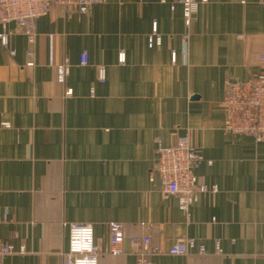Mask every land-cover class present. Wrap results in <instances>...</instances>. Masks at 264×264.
Masks as SVG:
<instances>
[{
	"label": "crops",
	"instance_id": "0c3cea01",
	"mask_svg": "<svg viewBox=\"0 0 264 264\" xmlns=\"http://www.w3.org/2000/svg\"><path fill=\"white\" fill-rule=\"evenodd\" d=\"M171 1L105 0L88 12L54 5L38 18L33 42L8 23L9 44L0 42V240L26 252L0 255V264H63L72 221L94 224L99 264H137L128 240L122 253L111 251V221L164 247L195 238L188 253L157 254L153 264H264V139L226 130L223 103L227 79L260 69L264 0H208L188 26ZM154 19L163 42L150 47ZM182 134L203 155L200 179L218 186L188 212L151 176L158 143Z\"/></svg>",
	"mask_w": 264,
	"mask_h": 264
},
{
	"label": "built area",
	"instance_id": "2783aa9c",
	"mask_svg": "<svg viewBox=\"0 0 264 264\" xmlns=\"http://www.w3.org/2000/svg\"><path fill=\"white\" fill-rule=\"evenodd\" d=\"M105 0H0V23L3 30L0 31V42L5 47L13 30L8 28V23L15 21L23 29L29 42H33L37 35L38 18L46 14L54 5H59L68 11L88 12L90 8ZM165 2L167 0H161ZM208 0H173L171 8L181 5L186 25H190L193 15L203 2ZM185 38L188 33L184 34ZM163 36L159 31L158 20L154 19L152 31L148 35L150 47L160 45ZM15 51L10 49V53ZM30 56L27 65H34V51H28ZM176 50H172V58L176 59ZM125 51H120L119 60L125 61ZM260 69L248 80L227 79L225 81V95L223 103L226 114L224 128L235 133H247L257 141L264 139V54L260 56ZM89 62L88 50L80 55V63ZM99 78L105 80V66H100ZM70 71V61L66 57L58 66V77L64 81ZM72 92L71 88L66 91ZM3 125L8 126V122ZM158 158L151 169V176L158 175L162 181L163 189L167 195H176L180 207L188 212L199 195L207 191H217L218 186L208 185L197 174V168L203 161V155L190 141L188 134L179 135L173 144L157 145ZM212 162V161H210ZM109 239L111 251L122 253L124 243L128 240L134 247L132 253L136 256L137 264H153V256L161 253L185 254L196 244L193 237L185 236L178 239L168 247L152 242L150 235L127 236L120 222L109 223ZM23 244L16 248L12 243L0 240V255L25 253ZM199 252H205V246H199ZM99 247L95 240L94 224L89 221H72L69 223V249L66 252L63 264H99Z\"/></svg>",
	"mask_w": 264,
	"mask_h": 264
},
{
	"label": "water",
	"instance_id": "95a60500",
	"mask_svg": "<svg viewBox=\"0 0 264 264\" xmlns=\"http://www.w3.org/2000/svg\"><path fill=\"white\" fill-rule=\"evenodd\" d=\"M193 96L197 97L198 95L196 94V95H193Z\"/></svg>",
	"mask_w": 264,
	"mask_h": 264
}]
</instances>
